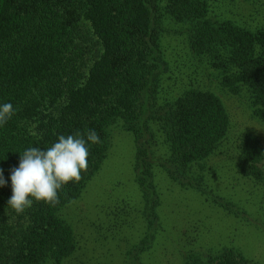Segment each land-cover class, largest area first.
I'll return each instance as SVG.
<instances>
[{
    "label": "trees",
    "instance_id": "trees-1",
    "mask_svg": "<svg viewBox=\"0 0 264 264\" xmlns=\"http://www.w3.org/2000/svg\"><path fill=\"white\" fill-rule=\"evenodd\" d=\"M209 13V0H0V105L10 102L15 110L0 126V169L6 181L0 187V264H63L72 258L77 231L60 212L81 197L101 169L111 145L109 129L119 122L135 137L133 168L148 225L136 255L151 248L160 220L154 126L167 150L158 165L173 182L209 199L203 162L230 126L222 100L192 88L153 109L166 64L164 14L187 25L194 56L206 58L220 72L222 88L232 94L246 91L254 117L264 122V27L215 21ZM85 129H94L101 142L89 144L87 171L59 191V203L34 201L23 212L9 207L11 170L19 167L23 151L46 149L60 135ZM263 155L259 139L245 136L237 172L261 179ZM212 200L239 217L229 203ZM186 264L254 263L224 248L208 261Z\"/></svg>",
    "mask_w": 264,
    "mask_h": 264
},
{
    "label": "rangeland",
    "instance_id": "rangeland-1",
    "mask_svg": "<svg viewBox=\"0 0 264 264\" xmlns=\"http://www.w3.org/2000/svg\"><path fill=\"white\" fill-rule=\"evenodd\" d=\"M209 2V16L215 21L230 20L251 30L264 27V0ZM163 16L161 50L166 64L153 109L197 88L216 94L230 118L225 139L203 162L209 199L197 189L173 182L158 165L161 157L167 158V150L154 126L160 220L151 248L136 255L133 251L148 233L142 191L133 168L137 146L123 123L112 125L111 145L101 169L88 181L81 197L60 212L77 231L76 251L63 264H186L195 259L208 261L224 248L240 252L254 264H264V155L261 179L245 177L236 169L245 136L257 137L264 152V122L254 117L246 91L232 94L222 88L220 72L206 58L194 56L187 25ZM213 198L220 204L229 203L239 217Z\"/></svg>",
    "mask_w": 264,
    "mask_h": 264
},
{
    "label": "clouds",
    "instance_id": "clouds-1",
    "mask_svg": "<svg viewBox=\"0 0 264 264\" xmlns=\"http://www.w3.org/2000/svg\"><path fill=\"white\" fill-rule=\"evenodd\" d=\"M10 102L0 105V126L14 115ZM94 129L76 131L72 135H60L58 141L46 149L30 147L20 155L18 168L11 170L12 196L9 207L17 212L30 208L33 202L55 206L59 203V191L71 183L79 182L89 166V144L100 143ZM6 181L0 169V187Z\"/></svg>",
    "mask_w": 264,
    "mask_h": 264
}]
</instances>
